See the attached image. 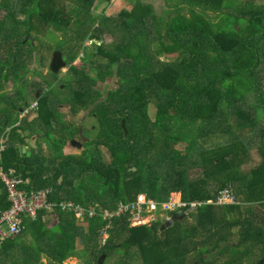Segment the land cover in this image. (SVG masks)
Listing matches in <instances>:
<instances>
[{"label": "trees", "instance_id": "16d2710c", "mask_svg": "<svg viewBox=\"0 0 264 264\" xmlns=\"http://www.w3.org/2000/svg\"><path fill=\"white\" fill-rule=\"evenodd\" d=\"M68 1L79 5L77 16L68 13ZM94 1L1 3L6 13L0 19V168L29 178L22 186L27 190L50 187L51 202L70 199L87 208H111L134 200L140 192L162 201L179 191L188 201L181 207L185 215L181 220L173 217V224L164 230L162 222L130 227L125 219L114 220L109 238L99 246L102 217L81 222L73 213L54 207L51 214L56 222L47 229L52 221L40 209L34 220L24 217L21 236L0 243V264H20L15 247L19 242L24 247L29 235L24 264H43L41 254L47 264H62L70 257H80L83 264H107L114 255L123 257L122 264H132V254L138 256L136 264H211L215 260L206 261V255L226 251L234 261L238 252L233 246L239 243H230V237L243 229L247 232L240 234L241 242L253 237L264 245V227L258 224L253 229L249 212L254 205L264 207V141L257 145L260 161L250 169H242L251 155L239 133L233 131L210 147L199 141L226 126L220 132L228 130L220 113L223 101L239 120L235 130L253 126L240 100L253 92L254 70L264 60L258 44L264 35V6L247 0L250 7L240 9L232 26L224 29L231 15L218 25L202 12H223L232 4L228 0H178L177 8L189 5L190 16L177 11L167 17L152 13L140 0H115L110 10H118L119 15L98 17L92 13ZM15 10L24 17H17ZM237 20L245 23L241 30L236 29ZM53 30L70 38L52 40L55 52L69 64L68 76L59 85V72L49 67L43 74L30 66L33 60L42 65L40 50L46 45L35 44V37ZM108 33L114 35L109 45L104 42ZM87 37L96 41L97 51L84 55L85 64L79 68L73 64L78 53L72 46L83 45ZM209 49L230 61L208 55ZM151 54L176 59L160 63ZM89 66L97 69L95 76ZM108 76L118 77L119 87L104 96L97 84ZM9 82L11 91L4 89ZM32 94L36 108L30 110ZM63 103L69 104L71 115L90 110L98 118L91 148L79 142L86 148L80 155L63 153L64 145L74 141L73 134L82 132L77 122L65 121L59 113ZM151 104L157 109L155 121L149 116ZM26 139H33L35 146ZM190 169L196 174L191 175ZM225 187L232 189L235 201L215 203ZM192 201L197 206H191ZM9 205L0 179V212ZM92 245L98 250L89 252ZM188 257L194 263L187 262Z\"/></svg>", "mask_w": 264, "mask_h": 264}, {"label": "rangeland", "instance_id": "374dc122", "mask_svg": "<svg viewBox=\"0 0 264 264\" xmlns=\"http://www.w3.org/2000/svg\"><path fill=\"white\" fill-rule=\"evenodd\" d=\"M4 0H0V19L3 18L4 14L6 13L5 8L2 7L1 3ZM115 0H95L93 3V7H92V13L98 17L102 16V15H107V16H117L118 14V10H114L111 11V5ZM122 1V0H119ZM178 0H140L139 2L144 3L146 5V7H150V10L152 13L157 14L158 16H172L175 13H177V11H180L181 13L190 16L191 11H190V7L187 4H182L180 5V7H176V2ZM229 2L232 1V4L230 6H227L223 9V12H214V11H204L202 12L204 16H206L208 19H210L211 21H214L216 24L220 25L222 24V20L224 18V16L226 14L231 15L232 17L228 20L225 21L224 24V29H229V27L232 26L233 24V18H235L236 14L239 12L240 9L244 10L247 7H250V5L246 2L247 0H228ZM234 1V3H233ZM10 2V1H9ZM254 4L256 6H264V0H253ZM13 3V2H12ZM139 3V4H140ZM68 4V13L70 15H72V17L77 16L78 11H75L78 9L79 5L77 3H72L71 1L67 2ZM118 5V4H117ZM124 4L120 3V6L122 7ZM129 8V5L127 6ZM152 8V9H151ZM244 8V9H243ZM198 11H201L199 8H197ZM15 15L19 18H23L24 14L18 10H15ZM136 12V11H135ZM134 12V13H135ZM140 13V12H139ZM238 21V25H236V29L237 30H241L242 27L245 25V23L243 22V20H237ZM35 36V34H33ZM42 34V36H40L39 38L35 37V44H37L39 41H43L46 43V45H44L43 48H41V64L39 65L37 64V62H35V60L30 62V66L32 68H34L35 70H42L43 74H47V72L49 71V67L52 68V70L54 72H59V74H57L58 78H60V80L56 81V85H59L62 83L61 80L65 79L68 76V72H67V68L64 65V58L62 56H60V54L58 52H55L54 48H53V43L52 40H58L60 38L62 39H68L70 40V38L68 37V35H65L64 32L62 31H56L53 30L50 32V34L45 35ZM32 36V37H34ZM50 39V42L47 40ZM86 40V41H85ZM83 41V45L80 46H72L73 50L75 53H78V58L75 59L74 61V65L81 68L83 64H85V62H83V56L88 53L93 55L97 50H96V41H91L90 39H85ZM114 40V35L113 34H107L104 37V42L106 44H111V42ZM94 43V44H92ZM260 45V48L262 49L263 55H264V35L262 40L259 41L258 43ZM155 50L153 49V52ZM155 53V52H154ZM207 54L210 56H219L222 57V59L225 61H230L229 57H225L223 55H218L217 51L212 50H208ZM35 56H37V53H34L33 57L35 58ZM151 58H156L158 60V62H175L176 57L169 55L166 56L165 54L156 56L154 54H151ZM63 61V62H62ZM261 66L258 67L257 69L254 70V74L256 77V82L253 84L252 88L254 89L252 93L247 94L246 96H244L243 98H241L240 100V105L241 107L247 111V113L249 114V116L251 118H253L254 122H253V126L249 127L248 129H245L244 131L239 132L238 130H235L236 128V122L239 121L235 116H233V110H231L230 108H228L226 106V104L224 103V101L221 104L220 107V113H221V117L223 120H226L228 122V130L226 131V133H222L220 131H223L224 129H226V127H224V129L217 131L218 135H216L217 132H213V135H205L204 137H201V139L199 140L200 143L202 145H204L205 147H210L212 145L218 144L221 141H224L226 139L229 138V133H234L237 132L241 135L242 140L244 141L246 148L248 149V151L250 152L251 155V159L250 162H248L246 165H244L242 167V169H250L252 166L256 165L259 161L260 158L258 156L257 153V145L258 142H262L264 141V60H261ZM89 72L95 76V71L97 70L96 68H91L90 66L88 67ZM35 81H38L36 78L34 79ZM118 77H112V76H108L106 77V79L104 81L100 80L97 84V89L98 91L101 92L102 95L104 96H108L109 93L112 90H115L119 87V81H118ZM231 82V80L229 81ZM44 88H46L45 85H43ZM13 88L12 82H9L8 85H6L7 90H10ZM33 97L34 94H32V96L29 98V102L33 103ZM59 113L63 116V119L65 121H69L72 120L74 122H77L78 128L81 127L80 129L82 130L81 134L75 133L73 134V138L74 141L77 142H83L85 143L87 147L91 146V142L93 141V139H95V134H96V128L98 131V122H97V115H93L91 114L90 110H80L77 113H72V115L70 114V106L68 103H63L59 108ZM233 109V108H232ZM257 109H260V114H257ZM149 116L151 118L152 121H155L157 118V109L156 107L151 104L149 106ZM69 114L71 116H69ZM234 131V132H233ZM222 133V135H220ZM38 143L41 145L40 149L43 152H46L47 155L48 150L46 149V146L44 144H41V141L37 140ZM85 148V149H86ZM91 148V147H90ZM177 149L182 150L183 147H181L180 145L176 146ZM27 149V147H26ZM84 147L80 148L78 145H72V143H66L63 147V153L65 155H70V154H75V155H80L82 154V152L85 150ZM45 153V154H46ZM105 154H107L106 152H104ZM191 175H195L196 174V170L195 169H190ZM20 176V175H18ZM22 177V176H21ZM24 178V177H23ZM26 179V178H25ZM29 180V178H27ZM30 182V181H29ZM26 185V184H25ZM232 191V189H231ZM233 193V191H232ZM181 192L179 191H173L172 193H170V197L173 198H178L181 197ZM234 195V194H233ZM235 197V195H234ZM233 197V198H234ZM221 199V195H219L217 197V199L214 200L215 203H217V201L219 202V200ZM193 202V201H192ZM220 204H226L228 202H219ZM218 203V204H219ZM230 203V202H229ZM250 226L254 229V227H257L258 224L262 225L264 227V207H260L257 205H254V207L252 208V211L250 209ZM49 214V213H48ZM54 213H52L51 215V221H55L54 220ZM163 222V220H161ZM52 225V224H49ZM240 231V230H239ZM246 233L247 231L245 229H243L241 232H238L237 230L233 231V234L230 237V243H234L238 245L233 246L234 250L236 252H238L236 255L237 257L234 258V261H230V256L228 255V251L223 252L221 255L219 253H211L206 255L205 260L206 261H214L211 264H258L261 262V264H264V245H261L257 242H255V239L253 237L249 238V239H245L243 242L240 241V234ZM98 245L100 246L101 244L105 243L104 239H101V232H100V236H99V240H98ZM99 246H90L88 248L89 252L90 251H97ZM83 247L82 244H79V249L81 250V248ZM86 247V245H85ZM97 249V250H94ZM227 249H231V247L227 248ZM131 256V262L132 264H136L138 262V256L137 255H130ZM106 259V258H105ZM123 261V257L120 255H114L113 257L108 258L107 260V264H122ZM187 262L189 263H194V259L193 257H188L187 258ZM62 264H83V261L81 260L80 257H70L67 260H64Z\"/></svg>", "mask_w": 264, "mask_h": 264}, {"label": "built area", "instance_id": "2783aa9c", "mask_svg": "<svg viewBox=\"0 0 264 264\" xmlns=\"http://www.w3.org/2000/svg\"><path fill=\"white\" fill-rule=\"evenodd\" d=\"M36 108L33 103L30 110ZM29 110H26V114ZM3 144L1 149H5ZM0 179L6 187L8 208L0 212V243L5 239L17 238L24 232V217H30L34 220L40 209H44L46 213H51L54 207H58L64 212H70L81 222H86L89 217L100 216L105 222L101 229V239L109 238V231L113 227L114 220L125 219L130 227L150 226L153 223L162 222L161 220H173L170 212L182 210V206H186L188 201L181 197H170L167 200L158 201L149 197L145 192H140L134 200L120 201L114 207L87 208L84 205L74 202L70 199L51 202L48 195L51 192L50 187L27 190L22 187L29 183V180L18 176L14 169L5 170L0 168ZM221 199L219 202H234L235 198L231 189L225 187L220 191ZM218 195V196H219ZM217 196V197H218ZM212 200H208L211 202ZM217 201V203H219ZM191 206H197V202L190 203ZM220 204V203H219ZM223 204V203H222ZM103 243V244H105Z\"/></svg>", "mask_w": 264, "mask_h": 264}, {"label": "crops", "instance_id": "0c3cea01", "mask_svg": "<svg viewBox=\"0 0 264 264\" xmlns=\"http://www.w3.org/2000/svg\"><path fill=\"white\" fill-rule=\"evenodd\" d=\"M32 119V118H31ZM32 142H34L33 141V139L31 140ZM34 144V143H33ZM35 145V144H34ZM24 151H26V147L24 148ZM177 212V211H176ZM176 212H170L169 213V215H172L173 217H174V214L176 213ZM54 215V220H55V214H53ZM46 216H49V217H46V220H52L51 219V213L50 214H48V215H46ZM168 221H173V220H168ZM55 222L56 221H52L51 222V224L52 225H48L47 226V229H49L50 227H52L54 224H55ZM165 222H167V220H165V221H163L162 222V225L165 223ZM27 240H26V243L24 244V247H23V245H22V243L21 242H19V243H17V245H16V247H15V251L17 252V259H18V261L20 262V264H24V262L25 263H27L28 262V258L27 257H23V249L28 245H30L29 244V241H30V235L29 236H26L25 237ZM35 258H37L36 256H35ZM39 260V259H38ZM29 261H31V258L29 259ZM41 263H43V264H47V257L44 255V254H41V256H40V260H39Z\"/></svg>", "mask_w": 264, "mask_h": 264}, {"label": "water", "instance_id": "95a60500", "mask_svg": "<svg viewBox=\"0 0 264 264\" xmlns=\"http://www.w3.org/2000/svg\"><path fill=\"white\" fill-rule=\"evenodd\" d=\"M26 40H29V36H27V39H26ZM64 65H65L66 68L69 67V64H64ZM31 113L33 114V111H32ZM26 142L29 143L32 147L35 146V145L33 144V142H32L30 139H26ZM74 142H75V141H72L71 143H74ZM74 145L81 146L82 143H79V142H78V144H75V143H74ZM184 215H185V212H184L183 210H179V211H177V212L174 214V217H175V219H179V220H181V219H183ZM46 217H49V216H46ZM172 224H173V221H167V222H165V223L162 225V230H164L165 228L169 227V226L172 225ZM100 264H103V263L101 262ZM258 264H261V262L258 263Z\"/></svg>", "mask_w": 264, "mask_h": 264}, {"label": "flooded vegetation", "instance_id": "af4514ba", "mask_svg": "<svg viewBox=\"0 0 264 264\" xmlns=\"http://www.w3.org/2000/svg\"><path fill=\"white\" fill-rule=\"evenodd\" d=\"M75 144H78V142H75ZM83 145L79 146V147H82Z\"/></svg>", "mask_w": 264, "mask_h": 264}]
</instances>
